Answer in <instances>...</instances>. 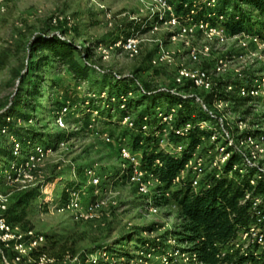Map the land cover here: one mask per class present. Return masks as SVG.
Wrapping results in <instances>:
<instances>
[{
  "label": "rangeland",
  "instance_id": "374dc122",
  "mask_svg": "<svg viewBox=\"0 0 264 264\" xmlns=\"http://www.w3.org/2000/svg\"><path fill=\"white\" fill-rule=\"evenodd\" d=\"M163 2L167 5L164 6ZM175 2L176 0H0V115L22 92L21 76L30 71L32 61L37 62L38 57L33 59L29 51L30 42L41 33L48 36L59 34L85 50L91 49L92 59L88 64L95 71L96 79L107 74L119 79L135 80L140 88L149 92H170L176 89L179 95L203 99L217 116L224 119L235 139L244 140L248 137H244L248 132L264 134V96L256 97L238 108L220 105L216 103L215 97V93L221 92L226 83L239 80L240 75L247 79H264V50L254 45L245 48L238 39H230L226 45L218 46L216 40H210L202 34L181 37L183 22L179 20V25L175 26L168 23L173 15L177 17ZM147 20H150L152 29L138 35L137 54L131 56L122 48L114 46L118 41L126 39H118V36L128 32L133 22ZM61 31H65L66 35ZM260 31L261 25L253 29L256 34ZM193 50L199 56L196 64L189 62V54ZM161 51L168 52L174 63L152 67L151 60ZM259 56L263 59H259ZM220 60L230 64L220 76L212 74L214 91L197 88L189 81L177 83L179 66L185 64L193 70L211 73ZM35 74L44 78L41 105L35 111H24L33 117L29 121L17 119L9 122L14 123L22 133L35 130L43 134L45 143L52 142V139L57 142L63 133L68 137L67 141H63L67 142L64 147L53 143L55 149L35 164L28 179L21 183L4 184L2 192L9 195V206L21 193L36 190L39 194L28 208L26 221L21 226L26 230L32 228L36 235L67 243L74 248L81 260L97 257L92 253L107 246L112 250L108 254L109 259L102 264H124L127 259L118 261V256H135L136 250L140 249V239L164 241L175 229L177 211L173 206L165 204L158 206L156 214H149L144 209L146 198L129 181L126 173L129 165L119 155V144L130 146L131 138L127 129L119 124L120 111L117 106H114L110 122L107 117L102 116L94 122L95 115L90 111L83 115L82 110L88 108L91 101L104 106V109L106 106L103 104L104 99L96 101L90 98L92 91L88 83H75L63 68L56 66L35 71ZM53 83L56 84L55 88ZM126 84L133 88L131 90L137 91L131 82ZM107 92L109 94V89ZM134 96L138 97L140 93L134 92ZM66 99L70 104L74 101L75 106L69 103L65 105L71 113L66 117V128L60 129L54 124V117L60 112L57 106L63 105ZM137 101L130 108L135 116L149 105L147 102L146 107L141 106L143 102L140 99ZM157 106L166 108L164 103H158ZM79 119L84 120L78 122ZM104 133L111 135L112 143H104L100 138ZM24 136L27 137L25 134ZM9 146L7 137L0 134V147L8 149ZM262 148L257 165L264 169V143ZM242 150L248 153L255 151L254 146L249 143ZM198 154L203 155L208 172L222 166L223 153L208 142L198 150ZM11 164V161L3 164L0 178L9 171ZM86 169H93L100 177V188L90 184L85 175ZM157 188L158 185L154 184L152 199ZM70 189L81 193L84 204L96 202L100 206L92 215L83 217H78L73 211H63L61 207L68 198L66 191ZM127 236H133L132 241L128 239L121 243ZM171 246L174 245L166 243L164 248ZM6 253L10 257L11 253ZM159 255L151 254V258L145 260L148 264H161Z\"/></svg>",
  "mask_w": 264,
  "mask_h": 264
},
{
  "label": "trees",
  "instance_id": "16d2710c",
  "mask_svg": "<svg viewBox=\"0 0 264 264\" xmlns=\"http://www.w3.org/2000/svg\"><path fill=\"white\" fill-rule=\"evenodd\" d=\"M175 12L178 16H187L191 11L196 12V19H204L212 25H216L220 21V17L224 20L220 23L227 29L230 35L240 33H253V29L257 25L264 26V0H217L215 9L216 18H208L210 9L206 7L202 0H176L174 3ZM150 20L145 22H133L128 32L119 35L118 39L123 37H132L136 33H146L151 28ZM66 35L65 31H61ZM29 51L33 59L37 58V62L32 61L30 71L21 76L23 90L12 101L11 106L0 115V134L4 127L15 135L22 142V156L26 157L30 149L36 145H43L47 148L55 149V144L67 141V135L61 134L57 142H43V134L35 130L22 133L23 131L16 129L14 123L9 120L29 121L33 118L25 114L28 110L35 111L41 105L43 98V76L35 74V71L43 69H51L53 67L63 68L75 83H88L92 93H100L109 89L111 96H128L130 93L139 92L140 96L131 97L129 99L128 108L136 103L138 99L143 102L141 106L149 105L141 111L136 118L138 129L135 131L127 130L130 140V146L134 152L142 153V168L156 174L161 185L158 186L154 195V204L160 206H173L176 211L177 223L175 229L169 234L164 241L143 240L140 239L138 245L144 248L157 247L164 245L171 238L178 245L187 246L186 252L197 256L198 264H245V258L239 257L237 254L228 255L222 258L224 251L231 248V243L236 239L238 233L244 229L250 221L249 204H243L248 193L254 196L264 198V179L257 182L256 186H252L251 181L254 178V171H249L245 175L234 171L235 166L243 167L242 159L235 154L223 167L221 174L217 170L207 171L206 176L202 180L197 189L192 187L191 177L188 175L177 185L173 182L186 169L187 162L192 152L205 143L204 141L210 137V133L195 129L184 143L187 147L186 151L180 155H171L160 149L154 138L141 130L140 124L144 117H154L158 108V103L166 104V108L182 104V109L177 117V125H183L186 122L197 123L198 121L209 120V115L204 112L201 107L196 104L195 99L184 100L180 96L171 94L170 92H149L143 94L140 85L135 80L119 79L112 75H102L100 78H94L95 71L88 62L92 59L90 48L87 50L77 46L74 42L65 40L59 34L47 35L41 33L37 35L29 44ZM39 55V56H37ZM126 82H131L135 90H131ZM54 84V83H53ZM126 84V85H125ZM56 84H54V88ZM224 87V86H223ZM218 98L228 101L236 108L247 105L251 100L249 98H239L236 90L230 94H219ZM69 99V98H68ZM63 105L57 106L60 111L70 104L69 100H65ZM139 101V102H140ZM138 102V101H137ZM66 103V104H65ZM72 101L71 106L74 105ZM97 102H89V107L82 110V114L86 115L87 111L98 110L102 118L107 117L109 122L113 118L111 109H104V106L96 104ZM209 103V102H208ZM56 107V106H55ZM58 110V111H59ZM105 115V116H104ZM107 115V116H106ZM86 119V118H85ZM84 120V119H83ZM83 120H78L82 122ZM158 123L157 119L152 121L153 127ZM27 135V137L24 136ZM258 137L257 132H248L244 137ZM174 142L181 141L179 138L171 136ZM55 143V144H53ZM53 145V146H52ZM15 163L18 160L11 150L0 147V167L6 162ZM157 162L159 164H157ZM12 166V164H11ZM10 166V167H11ZM219 175V176H218ZM168 194V196H166ZM39 197L36 190L21 193L16 196L14 203L9 206L7 218L10 223L24 225L26 221V213L31 203ZM28 230H33L32 228ZM133 236H127L122 241L128 239L132 241ZM48 241V243H47ZM111 251L109 247L98 248ZM42 256H47L54 262L52 264H86L88 259H79L77 252L67 243H60L54 238H46L44 247L32 254L33 260H38ZM10 257H13L11 253ZM132 254L118 256L117 259L125 258L128 261L133 259ZM24 264V263H23Z\"/></svg>",
  "mask_w": 264,
  "mask_h": 264
},
{
  "label": "built area",
  "instance_id": "2783aa9c",
  "mask_svg": "<svg viewBox=\"0 0 264 264\" xmlns=\"http://www.w3.org/2000/svg\"><path fill=\"white\" fill-rule=\"evenodd\" d=\"M202 1L206 7L211 10L208 14V18H216L215 9L217 0ZM163 5L166 6V2H163ZM195 16V11H191V13L185 17L178 15L176 17L173 15L168 23L175 26L179 25V20L183 22L184 25L180 30L181 37H194L196 34H202L210 40H216L218 46L226 45L230 39H238L245 48L254 45L258 49L264 50V26L261 27V31L257 34L243 32L237 35H230L227 29L220 23L224 20L223 17H220L219 23L212 25L209 21L204 19H196ZM154 30H156V28H154ZM139 34L140 33H136V35L132 37L122 39L115 43L114 46L122 48L124 52L134 56L138 53ZM253 55L256 56V54ZM251 57L249 58L251 59ZM259 59L262 60L263 57L259 56ZM198 61L199 56L196 51H191L189 54V62L191 64H196ZM173 63V57L165 51L159 52L151 60L152 67ZM228 64H230V62L228 63V61L220 60L211 73L206 70H193L190 66L185 64L181 65L177 70V83L181 84L185 81H189L197 88L214 91L211 82L212 74L220 76L225 73ZM239 77V80L226 83L224 87H222L221 92H213L216 95V103L227 106L233 105L228 101L220 100L218 96L222 93L230 94L234 90H236L239 98H249L251 101L256 97L264 96V79H247L242 75ZM141 91L145 95L150 94L144 88H141ZM170 93L180 96L184 100L193 98L192 96L179 95L176 89L171 90ZM131 97H134L133 93H130L128 96H111L107 91H103V93L101 92L99 94H90V98L96 101L104 99L103 104H105L106 109H111L110 111L112 113H114V106H117L120 111L118 117L119 124L127 130L135 131L138 129L136 123L137 116L128 108L129 99ZM194 99L196 104L209 115V120L198 121L197 123L189 121L183 125H177V117L179 111L183 107L182 104H179L167 109L158 108L154 117H144L140 124L141 130L150 134L159 145L160 149L171 155H180L186 151L187 147L184 140H186L195 129L210 133V137L204 141L205 143L196 147L192 152L185 171L174 180L173 184H179L181 180H184L189 175L191 177L192 187L197 189L200 186L202 180L206 176L207 170L205 168V159L202 154H198V150L208 142L210 146H214V148L221 150L223 153L224 157L221 161L222 166H217L218 169H215L218 171L219 175L231 157L237 154L242 159L243 167L235 166L234 171L238 170L242 175L247 174L248 170L254 171L255 174L251 184L252 186H256L259 180L264 179V169L257 165L259 153L263 152L264 134H260L258 137L248 136L244 140L235 139L234 135H232L230 130L226 127L223 118L217 116L203 99L196 96ZM90 112L95 115L94 122L97 118H100L98 110ZM70 113L69 107H64L54 117V124L60 129L66 128V117ZM154 119H157L158 123L153 127L152 121ZM1 134L7 137L14 156L22 161L12 163L9 171L4 173L3 178H0V263L23 264L27 262L28 264H52L54 261L47 256H42L38 260L32 259V254L46 244V237L43 235H36L34 230H26L20 224H13L8 221L7 212L10 204V197L7 193L2 192V188L4 184L11 185L21 183L28 179L31 170L35 168V164L40 162L46 154L54 149L47 148L43 145H36L30 149L26 157H23L21 153L22 142L20 139L10 133L7 127L2 128ZM96 134L98 133L96 132ZM172 135L179 138L181 141H172ZM100 138L106 144L112 143V137L107 133L101 134ZM246 143L253 145L255 151H251V153L243 151L242 147H244ZM66 144L67 142H61L58 143L57 146L64 147ZM208 151H210V149ZM119 155L120 158L129 165L126 172L129 176V181L135 184L139 194L146 198L144 209L149 214L158 213L159 207L154 204V200L152 199V187L154 184L158 186L161 185L158 176L142 168L141 153L134 152L127 144H119ZM157 164L159 163L157 162ZM85 175L89 178V182L93 187L100 188L102 186L100 177L97 176L93 169H86ZM66 193L68 198L63 203L61 209L63 211H73L78 217H83L85 215L90 216L100 206V203L96 202L84 204L81 200L80 192L70 189L67 190ZM166 196H168V194ZM245 203L249 204L251 212L249 224L238 233L236 239L231 243V248L223 252L222 258L226 257L228 253L229 255L237 254L241 258H245V264H264V198L248 193L243 200V204ZM159 241L160 240H158V242ZM167 244H173L174 246L170 248H164L161 245L148 248L139 246L140 249L136 250L133 259L125 261L124 264H148V261L145 259H150L151 254L153 256L160 254L158 260L161 261V264H198L197 256L185 251L187 246L178 245L176 241L171 238L167 241ZM6 252L12 253L13 257L10 258ZM94 254L97 257L90 260L88 259L86 264H102L103 261L109 259L108 254H110V252L103 249ZM124 260L126 259L121 258L118 261Z\"/></svg>",
  "mask_w": 264,
  "mask_h": 264
}]
</instances>
